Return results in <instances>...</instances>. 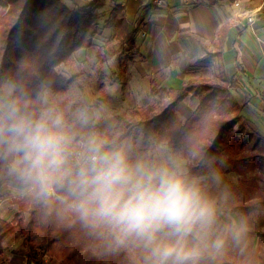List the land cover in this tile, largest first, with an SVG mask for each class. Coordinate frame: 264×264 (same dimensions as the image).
<instances>
[{"label":"trees","instance_id":"obj_1","mask_svg":"<svg viewBox=\"0 0 264 264\" xmlns=\"http://www.w3.org/2000/svg\"><path fill=\"white\" fill-rule=\"evenodd\" d=\"M70 3L72 7L65 0H0V94L3 84L11 79V98L28 101L31 109L38 110L40 93L48 91L56 96L58 109L72 123L67 95L70 80L56 69L76 51L93 45L98 18L95 10L100 0L87 2L86 7ZM119 22L123 30L124 22ZM122 36L119 55L132 40V33ZM109 56L118 55L111 51L97 53L96 62L102 64ZM229 84L230 79L221 72L213 79L188 81L177 90L159 88L150 81L149 92L159 95V99L134 107L128 114L115 115L119 132L101 136L117 146L133 133L152 144L164 143L187 156V174L197 177L217 173L224 159L225 171L238 177L228 191L239 202L228 212L248 213L264 205V139L256 138L240 122L241 105L228 90ZM188 97L197 100L196 106L188 118L179 120L174 107ZM129 157L132 159L133 153ZM11 161L10 156L0 154V169L10 166ZM18 181L24 180L19 176ZM28 184L43 199L37 209L31 208L32 195L13 199L16 212L12 219L0 218V256L5 242L19 234L26 264H46V256L57 264H97L85 247L98 225L85 221L73 210L74 197L66 189L57 188L54 198ZM49 202L52 208L48 211ZM250 233L258 236L255 247L244 242L235 251L225 249L216 256L200 247L195 264H264V230ZM111 247L107 264H136L117 242Z\"/></svg>","mask_w":264,"mask_h":264},{"label":"clouds","instance_id":"obj_2","mask_svg":"<svg viewBox=\"0 0 264 264\" xmlns=\"http://www.w3.org/2000/svg\"><path fill=\"white\" fill-rule=\"evenodd\" d=\"M10 97V88L0 94V154L12 158L21 179L42 194L66 189L82 219L145 241L154 264H195L198 241L216 220L215 206L196 188L163 164L132 161L124 147L94 132L81 135L46 98L33 110ZM75 121L89 124L84 113Z\"/></svg>","mask_w":264,"mask_h":264},{"label":"rangeland","instance_id":"obj_3","mask_svg":"<svg viewBox=\"0 0 264 264\" xmlns=\"http://www.w3.org/2000/svg\"><path fill=\"white\" fill-rule=\"evenodd\" d=\"M70 1L78 7H86L88 4L84 0H65V3L70 7L73 6ZM171 3L181 4L182 2L171 0ZM113 6L112 0H100V6L95 10L98 18L93 45L88 49L76 51L65 64L56 69L58 73L70 80L67 94L70 98L69 113L72 123H75L76 130L81 135L94 132L101 136L104 133L119 132L120 127L115 115L128 114L134 107L144 106L159 99V95H152L149 92V79L152 70L146 68L145 63L139 60L138 54L134 52V47L129 43L126 44L124 46L126 51L119 55L120 39L124 34L123 26L119 21L123 15L120 11L113 13ZM148 10L151 9L148 8ZM112 20H114L113 23L118 20L119 23H115L118 26L115 24L114 26ZM108 21L110 22L108 23ZM134 37L135 45L144 46L141 39H145V36L140 32V28L139 33H136ZM105 51L106 53L111 51L118 56L117 58L109 56L102 64L96 62L97 53L103 55ZM214 70L208 73L212 74ZM116 72L118 73L117 78L114 76ZM157 85L162 87L163 83L158 82ZM258 85L264 94V82ZM250 87L251 85H242V90L239 91L242 98L239 100L245 110L254 111L257 115H255V120L250 122L252 126L248 125L246 120L241 119L240 122L256 138L264 139V99H253L250 95H254V93ZM5 88H10L12 93L13 82L11 79L3 84V92ZM41 98H46L49 104H55L58 108L54 94L42 91L38 98L40 107H42ZM196 103L197 101L193 99L182 102L176 110L177 118L183 120L194 109ZM79 113L88 116L87 127L82 128L75 121V116ZM120 146L125 148L128 155L133 153L131 160L134 162L142 160L157 166L163 164L176 171L187 184L196 188L204 199L215 206V223L211 229L202 234L198 241L199 246L210 255L216 256L225 249L235 251L236 246L242 245L244 242L252 247L256 246L258 236L251 234L250 231L264 230V205H259L248 213L228 212L229 207L239 202L237 197L228 191V188L237 182L238 177L234 173L225 171L227 165H225L224 159L220 160L217 173L197 177L187 174L185 167L187 156L178 149L167 147L164 143L152 144L146 142L141 135L133 133ZM18 177V172L14 171L11 165L0 169V218L7 221L11 220L16 212L13 199L22 195H32V209H37L43 199L40 194L34 192L28 182H19ZM53 196L56 198L55 194ZM47 207L48 211L51 210L52 203L49 202ZM83 231L86 232L85 228ZM91 232V239H86L85 249L88 248L97 264L108 263L113 242H117L119 247L126 251L127 257L136 264H154L151 246L140 238L135 236L118 238L117 233L102 225L93 228ZM166 238L167 236L164 234L160 236V239ZM217 240L222 241L220 248L214 246ZM23 251L22 239L19 234H16L5 242L4 253L0 256V264H26ZM45 263L57 264V261L46 256ZM198 264H204V262Z\"/></svg>","mask_w":264,"mask_h":264},{"label":"crops","instance_id":"obj_4","mask_svg":"<svg viewBox=\"0 0 264 264\" xmlns=\"http://www.w3.org/2000/svg\"><path fill=\"white\" fill-rule=\"evenodd\" d=\"M112 3L113 13L123 15L124 34L132 33L134 52L152 70L149 83L162 82L159 88L177 90L188 81L213 79L221 72L230 79L228 90L241 105L240 119L252 126L257 114L245 110L239 91L242 85H251L254 95L250 96L264 99L258 85L264 82V0H191L181 4L164 0L161 6L152 0ZM139 28L145 36L140 47L134 44ZM192 99L196 100L188 97L184 101ZM182 102L174 107L175 113Z\"/></svg>","mask_w":264,"mask_h":264},{"label":"built area","instance_id":"obj_5","mask_svg":"<svg viewBox=\"0 0 264 264\" xmlns=\"http://www.w3.org/2000/svg\"><path fill=\"white\" fill-rule=\"evenodd\" d=\"M84 1H86V2H91V1H93V0H84ZM181 1L184 2V3H188V2H190L191 0H181ZM152 3H153L155 6H161V5L164 3V0H152ZM235 5L237 6L238 4L236 3ZM250 16H251V15H249V16L247 17V19H248L249 22H250V19H251ZM52 195H54V193H53ZM0 206H1V200H0Z\"/></svg>","mask_w":264,"mask_h":264}]
</instances>
